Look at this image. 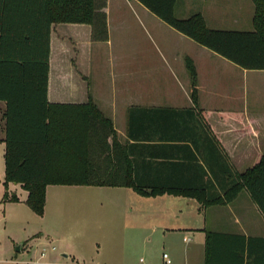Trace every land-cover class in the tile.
<instances>
[{"label": "crops", "instance_id": "crops-1", "mask_svg": "<svg viewBox=\"0 0 264 264\" xmlns=\"http://www.w3.org/2000/svg\"><path fill=\"white\" fill-rule=\"evenodd\" d=\"M16 2L20 3L21 9L0 11V35L4 31L9 42L6 52L18 50L25 58L38 55L45 49L49 36V103L86 105L91 100L112 122L114 134L106 140V147L111 146L108 151L101 148L105 145L103 138L100 141L97 137L91 139L90 154L96 173H206L196 184L206 188L200 199L169 192L159 195L168 196L171 198L168 200L176 204L174 211L171 209L175 216L181 218L186 214V224L168 226L160 222L161 228L153 227L152 230L156 233L161 229L164 237L179 234L187 244L181 260L173 253L170 258L172 264H208L210 234L226 236L223 238L224 250L215 256L214 264H247L250 261V238L257 239L254 252L257 264H264V214L248 190L243 189L225 205L206 204L209 195L215 192L223 194L210 173H244L264 154V71L244 70L181 34L182 39L176 48H166L169 50L167 55L160 50L164 70L153 71L152 67L160 64L144 59L141 65L151 67L147 70L150 75L144 78V84H140L142 80L135 81L132 75L128 91L116 94L115 89L108 95L101 86L94 88L89 81L93 27L57 24L55 21L49 27L42 0ZM195 2L194 14L184 19L200 14L210 30L248 32L254 29L253 0ZM97 13L106 15L109 27L112 11L107 7ZM14 40L20 45H13ZM71 40L80 47L77 67L69 64ZM188 62L192 63L197 74V105L192 98ZM168 69L177 89L168 82ZM155 73H159L161 79L156 81L160 83L159 89L154 90L151 86L157 80ZM5 110L6 103L0 101V145L6 149ZM114 137L117 138L115 147ZM110 154L113 159L106 160ZM94 187L48 186L44 214L39 216L42 222H58L63 193ZM96 188L116 191L119 187ZM50 194L57 199L52 207ZM27 198L28 192L25 202ZM170 211L161 210V218H166ZM48 229L43 224L39 235H47L48 240L52 236L62 239L56 229ZM238 237L246 239L244 254L241 250H232L242 244Z\"/></svg>", "mask_w": 264, "mask_h": 264}, {"label": "trees", "instance_id": "trees-1", "mask_svg": "<svg viewBox=\"0 0 264 264\" xmlns=\"http://www.w3.org/2000/svg\"><path fill=\"white\" fill-rule=\"evenodd\" d=\"M136 1L180 34L236 66L248 71H264V0H253L254 29L248 32L210 30L200 14L177 19V0ZM42 4L47 26L54 21L57 24H86L93 27V40L99 35L100 39L107 38V17L97 13L101 10L97 0H42ZM19 5L16 0H0V11H17L21 9ZM17 42L14 40L13 45L19 46ZM8 44L3 31L0 35V101L6 103L3 202H19L16 195L10 196L9 184L20 185L28 192L26 204L40 217L44 214L47 187L51 185L133 188L145 196L169 192L201 198L206 188L196 184L206 173H96L90 154L91 139L97 137L100 141L103 138L105 145L101 148L108 151L111 146L106 147V140L114 134L112 122L91 100L86 105L49 103V36L45 49L28 58L18 50L7 53ZM187 69L192 81V98L197 105L196 70L191 62ZM113 140L115 147L117 138ZM112 159L111 154L106 157V160ZM210 174L223 194L209 195L207 205H225L247 189L264 214V154L244 173ZM224 237L209 235L208 264H214L215 256L224 250ZM238 239L242 244L232 250H241L244 254L246 239ZM256 241L255 238L248 240L250 261L247 264H257Z\"/></svg>", "mask_w": 264, "mask_h": 264}, {"label": "rangeland", "instance_id": "rangeland-1", "mask_svg": "<svg viewBox=\"0 0 264 264\" xmlns=\"http://www.w3.org/2000/svg\"><path fill=\"white\" fill-rule=\"evenodd\" d=\"M97 5L101 9L108 7L112 15L107 38L100 39L99 35L89 53V81L94 88L101 86L108 95L115 89L116 94L128 91L132 75L135 81L142 80L140 84L143 85L144 78L150 75L147 70L151 68L141 65L144 59L160 64L152 67L153 71L164 70L160 50L167 55L166 48H176L181 34L136 0H97ZM196 8L195 0H178L175 16L182 20L193 15ZM69 50V64L77 67L80 47L71 40ZM169 71L166 73L168 82L177 89ZM156 74L157 80L151 86L154 90L160 87L156 81L161 78ZM4 154L5 148L0 145V264H164L163 254L171 258L173 253L178 260L182 259L187 244L181 235L164 237L161 229L152 233L153 227L161 228L160 222L168 226L187 222L186 214L181 218L175 216L176 204L169 201L168 196H145L133 188L72 190L61 195L63 204L58 222L43 223L27 206L26 192L21 187L10 184L8 190L10 196L16 195L21 201L3 202ZM56 202L50 194L51 207ZM163 209L173 211L161 218ZM41 223L50 230L56 229L62 239L52 236L48 240L47 235H39ZM43 251L46 256L42 258Z\"/></svg>", "mask_w": 264, "mask_h": 264}, {"label": "built area", "instance_id": "built-area-1", "mask_svg": "<svg viewBox=\"0 0 264 264\" xmlns=\"http://www.w3.org/2000/svg\"><path fill=\"white\" fill-rule=\"evenodd\" d=\"M55 250H56V248L53 247L52 251H55ZM45 256H46L45 251H43L41 257L43 258ZM163 260H164L165 264H172V261H171L170 257L167 254L163 255Z\"/></svg>", "mask_w": 264, "mask_h": 264}, {"label": "water", "instance_id": "water-1", "mask_svg": "<svg viewBox=\"0 0 264 264\" xmlns=\"http://www.w3.org/2000/svg\"><path fill=\"white\" fill-rule=\"evenodd\" d=\"M17 250H18V252H20V247Z\"/></svg>", "mask_w": 264, "mask_h": 264}]
</instances>
